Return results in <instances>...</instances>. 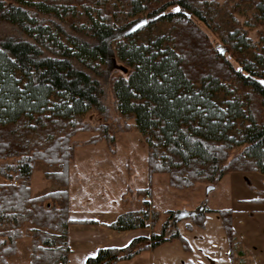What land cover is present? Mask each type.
Returning <instances> with one entry per match:
<instances>
[{
  "label": "trees",
  "instance_id": "16d2710c",
  "mask_svg": "<svg viewBox=\"0 0 264 264\" xmlns=\"http://www.w3.org/2000/svg\"><path fill=\"white\" fill-rule=\"evenodd\" d=\"M237 1L252 7L264 25V0ZM144 14L171 25L145 40L137 39L144 27L125 33ZM150 19L145 27L155 22ZM2 23L15 31L0 36V264H12L24 236L31 240L30 264H71L69 225L97 223L71 218L70 169L83 144L75 140L79 132H98L84 143L105 139L114 146L116 131L138 130L148 148L149 180L165 173L179 188L214 185L233 170L264 173V52L255 60L242 54L254 44L239 26L221 25L217 0H0ZM213 31L223 49L213 45ZM111 49L130 69L111 78L113 119L95 76ZM219 92L230 95L226 108L215 100ZM91 109L111 119L109 126L87 123ZM37 160L59 166L46 174L59 189L33 195ZM127 192L138 197L150 190L128 185ZM206 211L222 215L232 246L231 209L204 206L184 218L167 210L156 231L161 212L146 202L106 225L131 230L151 219V234L102 247L86 262L117 264L175 239L186 249L179 223L204 227Z\"/></svg>",
  "mask_w": 264,
  "mask_h": 264
},
{
  "label": "rangeland",
  "instance_id": "374dc122",
  "mask_svg": "<svg viewBox=\"0 0 264 264\" xmlns=\"http://www.w3.org/2000/svg\"><path fill=\"white\" fill-rule=\"evenodd\" d=\"M217 2L219 6V22L227 30H233L236 26H239L247 32L254 45L245 49L242 54L250 60H255L257 54L264 52V25L254 17V9L237 0H217ZM143 17L150 19L147 14L141 15L140 18ZM156 18L157 17H152L150 19L152 21L155 20L152 26L144 27L137 33L138 40L147 39L151 32L164 33L168 30L171 24ZM66 28L71 33L75 32L68 26ZM14 31L15 27L8 23H2L0 25V36L13 33ZM121 35H123V33H120L118 37ZM213 45L219 49L224 48L215 31H213ZM226 56L234 64H237L230 53L226 54ZM103 68L104 70L100 74H93L100 80L102 86L101 101L108 109V112L111 113L113 119V117L116 116V111L114 108V94L112 92L111 78L112 76L120 74L128 76L130 69L120 61L116 52L112 49L109 52L107 63ZM216 95V102L221 107L226 108L225 102L230 98V95L224 92H219ZM84 119L91 126H98L103 122H105L104 124L106 126H109L107 122H112L111 119L106 121L103 115L96 109L89 110L84 115ZM97 133L98 132L94 131H84L79 132L75 137L76 141L83 143L75 150V158L71 172L72 181L77 185L72 186L76 205L78 201L84 199L88 201L85 204V206H88L86 208L97 206L100 203L111 205L113 202H116L115 205L117 206L120 205L119 203L125 202L129 208H142L147 202L150 211L152 209H157L161 212L160 219L155 224L156 231L160 230L162 221L166 218L164 212L167 210H173L176 213L189 211L195 212L194 214H196L204 206L213 209H231L234 232L239 238L245 233H260L264 235V223L254 220H261L264 218L261 211L257 209L263 206L262 203L254 201L255 199L264 198V173L255 170H233L224 174L211 189H208V182H201L193 186L179 188L170 184L169 175L165 173H156L152 175V180H149L150 175L146 162L148 148L144 136L138 130L130 132L116 131L114 135L116 141L114 146L105 139L96 143H84L96 136ZM236 149H234L232 153L238 150ZM38 162L41 163L39 164ZM102 164H109L117 171L119 183L103 184L105 173L99 172V170L102 169V167L100 168ZM47 165L48 163L42 160L36 161L35 169H37H34L32 175V191H34V193L42 190L45 188L44 186L48 184V180L46 179V174L48 172L43 174L44 169L41 168V166ZM53 170L55 169L52 168L51 172ZM94 179L95 181L90 187L89 185ZM0 181H2L1 177ZM135 183H138V185L147 184V187L149 186L150 195L146 196V194H143L138 197L133 194H131L132 196L129 195L127 192L128 185L134 188ZM57 189H59V186H54L51 180V191ZM124 191H126V195L122 194ZM204 216V227L194 225L192 229H186L185 223H187V221L182 220L179 223L182 232L188 240L193 238V235L196 236L199 234L202 236L204 234H210L213 237L214 244L213 261L215 260L218 263L226 264L231 257L230 251H233L235 248L233 246L231 247L228 241L222 215L218 211H206ZM248 219H250V222H248ZM243 220L246 223H243ZM151 224V219H149L145 226V231L150 230L152 232L153 229ZM29 227H31V225L27 224L24 230L27 231ZM19 241L18 253L16 254L19 255L18 259H16V261H11L13 257L16 256L15 255L11 257L12 259L10 258V262H14L12 264H30L31 240L28 236H24ZM253 242L255 243V241H252V243ZM164 244L163 246L165 247L172 246L175 249L179 248V250H182L184 247L182 241L179 239Z\"/></svg>",
  "mask_w": 264,
  "mask_h": 264
},
{
  "label": "crops",
  "instance_id": "0c3cea01",
  "mask_svg": "<svg viewBox=\"0 0 264 264\" xmlns=\"http://www.w3.org/2000/svg\"><path fill=\"white\" fill-rule=\"evenodd\" d=\"M38 163L40 164L41 162ZM47 166H41V168L44 169L43 174L47 172H51L52 168L55 169L53 171L59 170L56 169L59 168V166L57 165L52 166L48 164ZM101 167L102 169H100L99 172L105 173V176L103 177L104 178L103 184L105 183L106 185V184L119 183V175L111 165L102 164L100 168ZM72 168L73 167L71 166L70 174L72 172ZM95 179L90 183L89 185L90 187L92 183L95 181ZM47 180H48V184L44 186L45 188H43L40 191H37V193H34L33 191L34 196L45 194L51 191V180L49 179ZM53 183L54 186L57 185L55 182ZM72 186H77V185H75V182L72 181V177H71V186H70V194L72 201L71 218L74 220L94 219L97 220V223H72L69 225V230H68L69 245L72 250L70 255L71 264H87L86 260L88 256L95 254L98 251V249L102 247L126 246L135 237L149 236L151 234L150 230L145 231L146 227H141L138 229H131V230H123V231L115 230L108 227L106 224H110L114 222L120 214L130 209L127 206V204L125 202H122L119 203L120 205L118 204L119 206H117L115 205L116 202H113V204L111 205H108L106 203H102V204L100 203L97 206H92V207L90 206V208H86L88 206H85V204L88 201L82 199L81 201L77 200L78 204L76 205L75 198L73 196L74 189H72ZM134 186L135 189H143L147 187V184L138 185V183H135ZM125 192L126 191H124L122 194H125ZM261 200H264V198L255 199L254 201L262 203L263 206L258 207L257 209L261 211L262 215H264V201ZM254 220L260 223L261 222L264 223V218L261 220L260 219H254ZM248 222H250V219H248ZM243 223L246 222L243 220ZM181 233L188 243V248L186 249L185 247H183L182 250H179V248L175 249L172 246L165 247L163 246L165 244H161L158 248L152 250L151 249L143 250L135 257L128 260H122L117 264H223V263H218L215 260L213 261L214 244H213V237L210 234H204L202 236L199 234H197L196 236L193 235L192 236L193 238H190L188 240V238L184 236L182 229H181ZM234 234L235 237L232 244V246L235 248L233 250L234 255L233 257H230L229 261L226 262V264H264V235L260 233L258 234L245 233L242 234V236H240L239 238L235 232ZM251 240L255 241V243L254 242L252 243ZM19 254H20V250H19ZM18 256L19 255L13 257V260L11 261H16V259H18Z\"/></svg>",
  "mask_w": 264,
  "mask_h": 264
},
{
  "label": "water",
  "instance_id": "95a60500",
  "mask_svg": "<svg viewBox=\"0 0 264 264\" xmlns=\"http://www.w3.org/2000/svg\"><path fill=\"white\" fill-rule=\"evenodd\" d=\"M149 22V19L147 17H143L141 19H139L138 21H136L128 30L126 33H131V32H136L138 30H140L141 28L145 27ZM214 185L213 184H209L208 189L213 188ZM195 212H189V211H184V212H178L176 213V216L178 218H184V217H188L191 215H194Z\"/></svg>",
  "mask_w": 264,
  "mask_h": 264
},
{
  "label": "built area",
  "instance_id": "2783aa9c",
  "mask_svg": "<svg viewBox=\"0 0 264 264\" xmlns=\"http://www.w3.org/2000/svg\"><path fill=\"white\" fill-rule=\"evenodd\" d=\"M149 195H150L149 193L146 194V196H149Z\"/></svg>",
  "mask_w": 264,
  "mask_h": 264
}]
</instances>
